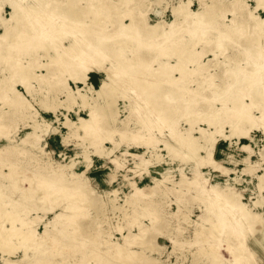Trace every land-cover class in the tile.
I'll return each instance as SVG.
<instances>
[{"label": "rangeland", "instance_id": "obj_1", "mask_svg": "<svg viewBox=\"0 0 264 264\" xmlns=\"http://www.w3.org/2000/svg\"><path fill=\"white\" fill-rule=\"evenodd\" d=\"M177 1L178 0H146L144 7L146 8L145 16L147 21L150 24H153L158 20L164 22L171 21V19H174L171 8ZM183 1H189L188 8L194 12L201 10L202 6L205 7V5L211 4V0ZM221 2L222 3L215 5L217 12L222 10L220 9V5L222 4L223 7L221 8H223V11L225 8H227V10L229 8V0H221ZM243 2L246 5V12H244L242 16H239L241 21L237 24V28L234 27L231 30V27L233 26V24H230L231 18L233 17L231 11L225 10L223 17L221 15L220 18L218 17L223 27V32L219 35L221 38V42L218 45L219 47L217 46L213 49L209 48L212 47L213 42L216 40H213V42L209 44L203 43L204 38L210 37L211 39L215 34L217 35L216 31H208L204 34L205 36L201 37H199V35L195 36L197 41L195 45H192V50L203 51L207 49L202 55L197 56L195 60L204 63V74L212 75L209 79H207V77L202 78V75L197 73H190L185 80L177 81V83L176 81H168L166 77H160L158 79L159 81L155 82H158L160 84L159 86L162 85V88L166 90V93H160V96H151L152 98L155 97L152 99L148 93L150 89L146 90L145 88H140L137 81L138 79L131 81L129 78L138 77L139 79L148 81L147 79L154 80V77L146 72H137L138 70L130 71L127 68L126 74L121 76V81L119 79L117 80V83H114L117 84L114 85L115 89L113 88L115 90L113 91L114 95L112 97L105 95L101 96L97 95L93 89H89L88 85L97 88L102 79H107L106 70L110 69V64L105 60L102 64L101 70L98 71L92 69L88 71L87 85L80 82H74L71 78L67 81L68 86L74 91V94H76L77 89H79L80 92L86 95V99L89 101L87 104L82 103L78 96L73 97L70 101L66 100L65 91L56 90V85L53 83L54 81H52V77V80L46 79V82L45 80L37 81L35 77L30 78L29 81H27V83H29L28 85H30L29 89L25 88L21 81L18 82L17 80L12 82L13 87L25 96L29 102V106H31L29 109L30 111L28 110L26 112L27 116L24 112L22 113L20 110L16 109L10 120H7V113L5 111H8V109L13 107L8 108V105L4 104L3 101L6 96H12V91L8 88L4 90L6 93L0 96V148H2L0 150V156H4L0 157L3 158V161H0V191L7 195L4 197V200L9 201L5 207L12 208L15 212L17 211L16 207L19 208V210L23 209L22 213H26V218H31L29 226L31 230L35 232V235L43 234L46 231L47 233L51 232V240H48L45 243V246H47V248L49 246V250H51L50 255L53 257L52 261L54 264H143L140 258H144L146 255L155 258V260H157L156 264L157 262L158 264H211L212 262L213 264H219V259L220 264H243L242 261L247 262L246 264H264V249L259 243H257V238H259L261 233L260 231L264 229V159L261 155L264 151V121L262 122V120H264V117H262L264 115V107L262 106L264 105V102H262L264 99L258 100L256 105L251 108L249 115L252 122L246 120L244 121V124H241L242 129H247V132L244 134L238 131L232 133L230 130L232 126L227 121H225L222 126H219L217 123L216 125L208 124L203 120V117H201L204 114L205 106H207V104L212 103L213 108L220 107L221 105L219 100H214L216 95L212 92V83L222 86L223 83L226 84L231 82L229 81V76L232 75V77H239L241 74V68L246 65L247 57L252 56V53L256 52H252L249 49L255 42L262 43L258 50H264V23L258 25L254 19L249 18L247 15V11L253 10V14L257 17H264V7L260 6L255 8L256 0H243ZM125 5L126 4L121 5L119 9L125 7ZM216 6L218 7L216 8ZM10 11L11 8L8 3L0 0V18H9ZM223 11H221V13ZM90 16L91 15L89 14L87 18ZM248 20L250 22H248ZM95 21L88 22L89 26L91 25L95 27L100 24L110 23L108 17H101V15ZM3 29V24L0 20V34L3 32ZM73 29H76L74 23L67 25L65 34H62L61 37H59V34L56 36V39H59L58 42H67L71 37L69 30ZM188 36L189 33L184 29L178 32V38H181L182 42L191 39V36L190 38ZM221 43H224V45ZM128 50L127 47H124L123 49L126 53ZM161 50L158 51V49H156L152 54L148 53V55L150 54V58L148 59L150 61L149 65H152V68L156 67L155 72H157V74L159 73V68L157 67L160 61L168 58L171 60V63H174L176 59L174 54L166 57L167 50ZM48 51L50 52H47L46 54L53 53V50ZM42 52L43 42H39L37 46V44L27 43L26 41L14 54L17 55L23 63L27 59H30V63L34 64V71L36 73H41L44 71V68L41 66L38 67L37 65L47 60V57H44ZM156 54L159 55L157 59L156 57H154V59L153 57L151 58V56ZM215 54L217 56H215ZM0 55H3L1 54V50ZM6 56L11 57L12 55L6 54ZM225 58L227 59L225 60ZM5 63L6 62L0 60V77L8 73L7 64ZM193 66V62H186V69H190ZM104 67L108 69H104ZM60 70L61 69L56 70V75L59 73H67ZM173 72L171 76L176 77L179 75V72ZM123 76H125L124 79L122 78ZM232 77H230V79ZM49 81L52 82L50 83ZM7 82L4 83L7 84V86H10V81ZM199 84H201L200 87H197ZM239 84L240 83L238 82L236 85L232 81V84L228 86L235 91ZM7 86L4 85L3 87ZM227 92L229 91H226L225 93L227 94ZM111 98H113V100ZM190 98L198 104L197 116H191L188 113V110H186V107H184L183 110L179 109V104L185 105L184 101H187ZM103 99L113 101L112 108L114 111H110L108 106L100 111L101 116L100 113L98 115L97 111V120L100 122L105 120L106 122L103 123L104 126L101 125L103 128H98L96 134H91V136L93 135L92 137L90 134L89 136L86 135L80 128H74L73 125L68 127L63 123L67 117L78 124L77 120L79 117H89L90 109L93 105L95 103H105ZM139 99L141 102L138 101ZM145 100H147V102ZM136 101L140 102L139 104L142 109L140 107L137 108V105H134L136 108L133 106V104H136ZM246 101L249 102V98H247ZM44 102L47 104L46 106L53 105L54 103H57L58 105L56 108L50 109L44 106ZM165 102L173 104V108L167 112L168 114H166L165 111L163 113L158 112L159 110L154 108L157 107L158 104ZM150 103H154L153 107ZM145 104L148 105V108L145 107ZM259 105L263 108L262 110L259 109ZM149 106H151V108ZM143 108H147L148 110L145 111ZM150 109L151 111L152 109L153 111L155 110L154 112L152 111L154 115L152 112H149ZM131 110H133V112ZM104 114L109 116H104V119L101 120ZM164 114L166 116L165 118H162L164 117ZM144 118L146 120H144ZM156 118H159L160 121ZM35 120L39 124V128L42 124H45V122L51 125L48 127H51L52 130L45 131V133L42 134V138L38 141V145H40L43 150L34 148L28 143L24 145L21 142L23 136L32 131ZM161 121L162 124H160ZM41 127L45 128V126ZM121 129H124L125 132L120 133L119 130ZM200 129H204L206 132L211 131V129L212 131L216 130L214 135V145H212L210 155L206 154L207 152L202 147L197 148L198 144H202ZM106 134L111 135L108 138L102 139L101 137ZM190 135L196 140L190 142V145L192 144L191 146L189 145L188 140H184L188 139L187 136L190 138ZM94 139H96V141ZM180 140L184 141L181 143ZM17 143L19 145H17ZM172 144H175L173 148ZM8 146H12V148H7ZM174 147L177 149L175 150ZM4 148L6 150H4ZM98 148H100L101 152L97 150ZM133 154H138L140 157H134ZM137 158H140L139 161ZM246 158L248 159L245 160ZM55 166L58 169H56ZM63 168L65 169L63 170ZM52 169L57 171L55 175ZM246 169L249 170L247 171ZM13 170L15 171L14 173ZM224 170H228L227 173ZM81 171H84L83 175L81 174ZM14 174L16 175L13 177ZM74 174L76 176L80 175L79 178L82 177L81 179H83L86 184L88 183V190L73 191V188L65 186V190L58 191V187L56 186L58 184H68L69 182L67 181L72 180L74 178L73 176H75ZM53 175L54 178L52 177ZM84 175L85 177H83ZM29 176H31V178ZM179 176L181 178H179ZM156 179L160 181V185L158 183H156L157 185L154 184ZM192 179L194 181L197 179V182H194ZM39 180L42 181V183H48L46 187L52 191L49 195L50 197L42 196L45 190L42 191L44 187ZM49 180L51 181L49 182ZM178 183L180 185H178ZM201 183L202 186L205 187L207 194L209 190L208 195L206 192H198ZM259 183L261 184L259 185ZM162 185L166 187L163 188ZM147 186H158V188L156 187L154 189V187H148V189L146 188ZM168 186L170 187L168 188ZM136 187L145 188L142 190L146 191L142 192L143 195L139 197L135 196ZM210 187H215L220 190L222 189L220 191L223 193V196H220L222 200L226 196L230 197L231 194L232 196H238L241 204L243 202V209L246 210L247 216L255 213V215L261 218L259 221L260 225L258 223L255 226L256 228L249 227L245 221L246 216L243 214L240 215L241 213H238V210L231 211L230 213L233 212V214L229 213L227 217L231 215L229 217V222L232 223L231 221H233V229L228 228L224 234L223 232H215L216 234H213V236L211 235L212 233L210 234L207 232L208 229H205L203 230V233L201 232L195 236L196 229H200L201 226L208 227L210 225L209 222H212V219L213 222L218 220L217 215H219L218 211L220 209H225L224 207L229 208L227 205L224 206L220 201H218L220 204L211 201L210 195L212 192ZM61 192H63V194ZM81 193L85 194V196L83 197ZM58 195H61L62 197ZM75 195L79 199L81 198V200H77ZM128 195L135 199L132 198L129 200L130 197H127ZM40 196H42V202L38 198ZM71 197L73 198L72 200ZM127 198L130 202H128ZM69 199L71 200L70 202L72 205L75 206L66 209L67 211H63V206H65L66 203H69ZM112 200H114V202ZM132 200L135 203H133ZM210 201L211 203H208ZM53 205L54 207L52 208ZM114 205L116 207H114ZM120 206L122 207L120 208ZM207 206L209 208L212 207L211 209L213 211L209 208L207 209ZM114 208L116 209L114 210ZM61 210L64 215L62 216L63 219H61V217L59 218L60 220L57 219V225L59 226L55 225L54 228V224L49 222V220L53 218L55 212ZM235 212H237V215ZM124 216L126 218H124ZM133 219H135V221ZM131 220L133 221L131 222ZM6 223L8 224V222ZM115 224H117V226ZM140 228L145 234V238L143 237L145 243H141V246L139 243L134 245L133 243H131V245L123 243L126 242L124 241V235L131 238V234H135V232L139 233ZM249 228L252 229L250 230ZM120 229L122 231H119ZM205 231L210 235V238ZM234 232L237 233V236H235ZM105 239H108L111 243L109 242L108 244L104 242ZM11 240L14 243L17 242L15 238ZM114 242L121 245L124 244V247L128 249H135L138 253L133 255L128 254L129 256L127 254L115 255L111 253L115 248L113 244ZM202 247L206 250H203ZM109 248L111 250H109ZM207 250L213 251L214 254L218 256V260H215L216 256L213 259L214 261L211 257L209 258L206 253L203 252ZM2 252L3 251L0 249V263H3L2 260L7 257L6 253ZM194 256H196V258ZM10 257L17 259L21 256L19 253L18 256L12 255ZM192 258H194L193 263ZM235 258L237 262L235 261ZM132 261L136 263H131ZM19 264L27 263L20 262Z\"/></svg>", "mask_w": 264, "mask_h": 264}, {"label": "bare ground", "instance_id": "obj_2", "mask_svg": "<svg viewBox=\"0 0 264 264\" xmlns=\"http://www.w3.org/2000/svg\"><path fill=\"white\" fill-rule=\"evenodd\" d=\"M3 1L8 3L9 7L11 8L9 18H7V19H1L0 18V20L3 24V28H4L3 32L0 34V39H1L0 50H1V54H3L2 56L0 55V60L2 62H6L5 64H7V69H8V73L5 75H2L0 77V96L4 95V93H6V91H4V90H6V88L10 89L12 91V96H10V97H9V95L6 97L4 96L5 98L3 97L4 98L3 103L8 105V108H11V107L14 108V109L11 108V109H8V111L7 110L5 111L7 113V115H6L7 120H10L13 112H15L16 109L20 110L22 113L24 112L26 115V112L30 109V106H31V105L29 106V102L25 98V96L20 91H18L15 87H13L12 82L17 81V80H18V82L21 81L24 84L25 88L29 89L30 85H28L29 83H27V81H29L30 78L35 77L37 79V81L45 80V82H46V79H51V77H52L53 80L52 79L51 80L54 81L53 83H55V85H56V90H59V91L64 90L65 91L66 100L70 101V99H72L73 97L78 96L79 99H81L82 103L87 104V102H89V101L86 99V95L84 93L80 92L79 89H77L76 94H74V91L70 88V86H68L67 81H68V79L71 78L74 82H80V83L87 85L88 71H90L92 69L98 70V71L101 70L102 64L105 60H107L109 62L108 64H110V69H109L110 71L106 70L107 79H102L97 88L93 87L92 85H88L89 89H93L97 95H101V96L105 95V96L112 97L114 95L113 94L114 93L113 91H115L114 85H117L114 83H117L118 82L117 80H119V79L121 81V76L126 74L127 68L130 71H137L138 70L137 72H143V73L146 72V73H148L154 77L153 78L154 80L147 79L149 82L144 81L142 79H139L138 77H136V78L130 77L129 78L131 81L132 80L135 81L138 79L137 81H138V85L140 88L142 87V88H145L146 90L150 89L148 91V93L150 94L149 95L150 97L151 96H157V95L160 96V93H166V90L164 88H162L163 86L162 85L159 86L160 84L158 82L157 83L155 82V81H159L158 79L160 77H162V78L166 77L168 79V81H176V83H177V81H182L183 79L185 80L186 77L190 75V73H197L199 75H202V78L207 77V79H209V78H211L210 76H212V75L204 74V70H205L204 63L195 60V58L197 56L202 55L207 49L203 50V51H195L194 49L192 50V45H195V43L197 41L195 39V36H198V35H199V37L205 36L204 35L205 33L213 30V31H216L217 35L215 34L213 36V38H211V39H210V37L204 38L203 43L209 44V43L213 42V40L214 41L216 40L215 42H213L212 47H209V48L213 49L214 47H217L221 42V40H220L221 38L219 35L223 32L222 31L223 27H222L221 22L219 21L218 17L219 18L221 16L223 17V15H224L223 13L225 12V10H227V8H225V10L223 11V8H221V7H223L222 6L223 4H222V5H220L221 7L220 6L219 7H220V9H222L221 11H223V12L221 13V11L220 12L216 11L217 9H215V5L222 3L221 0H211L210 5L207 4V5H205V7L202 6L201 10H198L195 12L188 8L189 1L185 2L183 0H178L176 3H174L172 5V8H171L174 19H171V21H169V22H164V21L158 20L155 23L150 24L147 21V18L145 16L146 8L144 6H145L146 0H3ZM123 4H126L125 7L119 9V7ZM225 6H227V5H225ZM228 6H229V8L227 11H231L232 12L231 14L233 16L231 18V23H230V24H233V26L232 27L229 26V27H231V30H232V28H234V27L237 28V24L241 21V19H239V16H242L243 13L246 12L245 11L246 5L244 4L243 0H229ZM260 6L264 7V0H256L255 8H258ZM217 7L218 6H216V8ZM253 8H254V6H253ZM252 11L251 10L247 11V15L249 16V18L254 19L258 25L263 24L264 23V17H257L256 15L253 14ZM89 14L91 16L89 18H87V16ZM100 15H101V17L102 16L108 17V21L110 23L99 25V23H100L99 22L98 23L99 26H95V27L91 26V25L89 26L88 22H91V21L94 22L95 20L98 19V17ZM249 20H248V22H250ZM73 23L76 25V29L75 30L74 29L69 30L71 33V37L69 38V40H67V42H65V43H59L58 42L59 39L57 40L56 36L59 34V37H61L62 34H65V30H66L67 25H71ZM243 23H245V22H243ZM94 25H95V23H94ZM240 26H242V25H240ZM182 29H184L185 31H187L189 33L188 37L190 38V36H191V39H187L186 41L182 42L181 41L182 39L178 38V32ZM26 41H27V43L29 42L31 44H37V46H38L39 42H41V43L43 42V52H42L43 54L42 55L44 57L46 56L47 60L42 62V63L39 62L40 64L37 65L38 67L41 66L44 68V71H42L41 73H36L34 71V68H33L34 64L30 63L31 62L30 59H27L23 63V62H21V59L17 55L14 54L17 51V49H19V47L22 44H24ZM221 44L224 45V43H221ZM261 44L259 42H255L252 46H250L249 49L252 52L253 51H256V52L252 53V56L247 57L246 65L241 68V71H240L241 74L239 77H237V76L232 77V75L230 74L231 76H229V81H231V82L230 83L228 82L226 84L223 83L222 86H219V84L212 83V92H213V94L216 95L214 100L215 101L219 100L221 105H220V107L213 108L212 107L213 104L209 103V104H207V106H205L204 114L201 117H203V120H205L208 124H213V125L215 124L216 125V123H217V124H219V126H222L223 123L225 121H227L232 126V128L230 129L232 133L238 131V132H241L242 134H244L247 132L246 128H245V130L242 129L241 124H244V121H246V120L249 122L250 121L252 122V119L249 115L251 108H253V106L256 105V102L258 100L264 99V50L263 51L258 50V48L261 46ZM190 46H191V48H190ZM225 46H226V44H225ZM124 47H127L129 49L127 53L123 51ZM156 49H158V51H160L161 49H166L167 50L166 51L167 52L166 57H169V56H171V54L172 55L174 54L175 58H176L174 63H171V60L168 58H166V60L160 61L158 63V67H157V68H159L158 74H157V72H155L156 67L152 68L151 67L152 65H149L150 61L148 60L150 58V56H149L150 54L148 55V53L152 54L154 51H156ZM48 50H53V53L52 54L51 53L46 54L47 52H50ZM248 50H246V51H248ZM198 53H199V55H198ZM6 54H10L12 56L7 57ZM216 54H215V56H217ZM152 57H153V59H154V57H156V59H157L159 57V55L156 54V55L151 56V58ZM226 59L227 58H225V60ZM194 60H195V62H194ZM189 61L193 62L194 66L190 69H186L187 68V67H185L186 62H189ZM229 63H231V62H229ZM225 66H227V65H225ZM58 69H61L63 72L65 71L67 73L66 74L59 73L58 75H56V70H58ZM104 69H108V68L104 67ZM173 71L179 72L178 73L179 75L176 77L171 76ZM227 71H229V70H227ZM235 71H232V72H235ZM225 73H229V72H225ZM233 75H235V74H233ZM124 77L125 76H123L122 78L124 79ZM230 77H232V78L230 79ZM127 79H128V77H127ZM125 80H126V78H125ZM7 81H10L9 82L10 86H7V84L4 83ZM52 81H49V82L51 83ZM127 81H129V80H127ZM232 81L236 85L238 84V82L240 83L238 85V87L235 89V91L233 89H230V87L228 86V85L232 84ZM53 83H52V86H53ZM119 84H120V82H119ZM4 85H6L7 87H3ZM129 85H130V83H129ZM200 85L201 84L197 85V87H200ZM226 91H229V92H227V94H226L225 93ZM138 96H136V97H138ZM103 98H105V97H103ZM106 98H108V97H106ZM153 98H155V97H153ZM247 98H249V102L246 101ZM111 99L113 100V98H111ZM104 101H105V103H103V104L95 103L93 105V107L90 109L89 117H87V118L79 117V119L77 120L78 124H76V122H74V121H71L67 117L63 123L68 127H71L73 125L74 128L82 129V131H84V133L88 136H89V134H90V136H91V134H96V131L98 130V128L102 127L101 125H103V123L106 122L105 120L102 122L97 120V115H96L97 111H98V115H99L100 111L104 110V108L106 106L109 107L110 111H114L112 108V102L113 101H111L109 99H106ZM138 101H140V99ZM138 101H136V104H133V106L137 105L136 107L139 108L140 107L139 103L141 101L140 102H138ZM142 101H143V99H142ZM145 101L147 102V100H145ZM153 101H155V100H153ZM158 102H159V100H158ZM184 102H185V105L179 104V109L183 110L184 107H186V110H188V113L191 116H197V114H198L197 113V107H198L197 105L198 104H196L194 101H192L191 98L187 101H184ZM262 102H264V101H262ZM133 103H135V102H133ZM48 104H50V103H48ZM153 104L154 103L151 104L152 107H153ZM46 105L47 104L45 103L44 104L45 107L50 108V109H54L57 107L58 104L54 103L53 105H48V106H46ZM113 106H114V104H113ZM147 106L148 105L145 104V107H147ZM262 106L264 107V105H262ZM143 107H144V105H143ZM149 107L151 108V106H149ZM147 108L146 109L143 108V109L145 111H147L148 110ZM154 108L159 110L158 112L163 113L165 111V113L168 114L167 112H169V110H171L173 108V104H171L170 102H165L162 104H158L157 107H154ZM259 109L262 110L263 108L260 106ZM131 111L133 112V110H131ZM152 111H153V109H152ZM152 111H151V109L149 110V112H152ZM115 112H117V111H115ZM153 115H154V113H153ZM100 116H101V113H100ZM104 116H109V115L104 114L102 116V119H101V117H100V119L103 120ZM163 116L164 117H162V116L161 117L165 118L166 115L164 114ZM262 117H264V115ZM111 118H113V117H111ZM156 119H159V118H156ZM144 120H146V119L144 118ZM159 121H160V119H159ZM263 121L264 120H262V122ZM160 124H162V121ZM41 126H45V128H42ZM41 126L39 128V124L35 120L33 123L32 131L26 133L23 136V138L21 139L22 144L25 145L26 143H28V144H31V146L34 148L43 150V148H41V146L38 145V141H39V139L42 138V134L45 133V131H51L52 129H51V127L50 128L48 127L51 125L47 122H45V124H42ZM220 128H218V129H220ZM119 131H120V133L125 132L124 129H121ZM215 133H216V130L212 131V129H211V131L206 132L204 129H200L202 144L201 145L198 144L197 148L202 147L207 152L206 154L210 155L212 145H214L213 143H214ZM218 133H220V132H218ZM110 135L111 134H106V135H104L102 137L100 136V137L102 139H105V138L110 137ZM84 137H85V135H84ZM187 138L188 139H184V140L185 141L188 140L189 145H190V142H193L195 140V138L191 137V135H190V138L188 136H187ZM94 140L96 141V139H94ZM184 140H182V141H184ZM182 141L180 140L181 143H182ZM195 143H197V142H195ZM17 145H19V144L17 143ZM174 145L172 144V148ZM12 146H8L7 148H9V147L12 148ZM170 146H171V144H170ZM195 148H196V146H195ZM1 149L2 148H0V150ZM90 149H91V147H90ZM174 149L176 150L177 148L174 147ZM4 150H6V149L4 148ZM97 150H99L101 152L100 148H98ZM39 154H40V152H39ZM190 154H191V152H190ZM133 155H134V157L135 156L140 157V155H138V154H133ZM261 155L264 159V151L261 153ZM2 156H0V157H2ZM188 157H189V153H188ZM2 159L3 158H0V161H3ZM137 159L139 161L140 158H137ZM155 159H157V158H155ZM247 159L248 158H246L245 160H247ZM59 168H60V166H59ZM248 168H249V166H248ZM54 169H52V170H53V173L55 175L57 173V171ZM56 169H58V168L56 167ZM64 169L65 168H63V170ZM14 170H13V173L15 172ZM195 171H197V170H195ZM227 171H225V172L227 173ZM83 172L81 173L82 175H83ZM8 173H11V172H8ZM195 174H197V173H195ZM15 175L16 174H14L13 177ZM54 175L52 176L53 178H54ZM193 175H194V173H193ZM198 176H196V177H198ZM29 177L31 178V176H29ZM73 177H72L73 178L72 180L67 181V182H69L68 184L67 183L62 184V185L58 184L56 186V187H58L57 188L58 191L59 190H65L66 189L65 186L73 188V191H84L85 189H87L88 183L86 184L84 182V180L81 179L82 177L79 178L80 175L79 176L75 175ZM83 177H85V175ZM192 177H194V176H192ZM260 177L263 178L262 176H260ZM165 178H166V176H165ZM165 178H163V179H165ZM179 178H181V177L179 176ZM191 178H190V180H191ZM185 179H186V177H185ZM188 179H189V177H188ZM157 180L158 179L155 180L156 182L154 184L160 183V181L159 180L157 181ZM196 180L197 179H195V181L194 180L193 181L197 182ZM201 180H203V179H201ZM33 181H34V179H33ZM33 181H31V182H33ZM47 181H48V179H47ZM50 181L51 180H49V182ZM167 181H168V179H167ZM186 181H188V180H186ZM39 182L44 187V189L42 187H40L43 189L42 191L45 190V192L42 196L43 197L49 196L50 193H52V191L46 187L48 183L47 184L42 183V181H40V180H39ZM171 183H172V181H171ZM173 183H175V182H173ZM132 184H133V182H132ZM198 184H199V182H198ZM260 184L261 183H259V185ZM178 185H180V184L178 183ZM181 185H182V183H181ZM192 185H194V184H192ZM196 185H197V183H196ZM196 185H195V187H196ZM148 187L149 186H147L146 188H148ZM152 187H154V189L156 187L158 188V186H156V187L150 186L149 188H152ZM164 187H166V186H163V188ZM169 187L170 186H168V188ZM215 187H213V188L210 187L211 189L208 188L212 192L211 193L212 196L210 195L211 201H215V202L220 201L223 203L224 206L227 205L229 208L224 207L225 209H220L218 211L219 215H217L218 220L216 222H213V219H212V222L211 221L209 222L210 225L208 227H204V226L199 225L201 227H200V229L195 230V236H197L201 232L203 233V230H205V229H208L207 232L210 234L212 233L211 234L212 236H213V234H216L218 232H223V234H224L228 228L233 229L234 228V226L232 224L233 221H231L232 223L229 222L230 221L229 217L231 215L229 217H227L231 211H237L238 210V213L239 212L241 213L240 215L243 214L244 216H246L245 221L249 227H255L258 223L260 225L259 221L261 218L259 216L255 215V213L249 214L247 216L246 210L243 209V205H242L243 202L241 204V202L238 199L239 198L238 196H236V195L232 196V194H231L230 197L226 196L222 200V198L220 197V196H223L222 195L223 193L220 192L222 189L220 190V189L215 188ZM135 189H136L135 196H138V197L143 195L142 192L146 191V190H144V191L142 190L145 188H140V187H136ZM165 191H167V190H165ZM198 192H200V193L206 192V194H207V191H206L205 187L202 186V183H201V186L198 188ZM227 192H225V193H227ZM61 193L63 194V192H61ZM74 194H76V193H74ZM208 194H209V190H208ZM33 195H34V193H33ZM82 195H83V197L85 196V194H82ZM129 195L127 197H130ZM202 195H204V194H202ZM5 196H7V195L4 194L2 191H0V249L3 251L2 253H6V256H7V257L5 256L6 258L3 257L4 259L2 258L3 263H0V264H19L20 262H26L27 264H52V263L54 264V262L52 261L53 257L50 255L51 250H49V246H48V248H47V246H45L46 245L45 243L48 240H51V235H50L51 232L47 233V231H46L43 234L35 235V232L32 231L30 226H29L31 223V218H29V219L26 218V213H22L23 209L19 210V208L16 207L17 211L15 212V211H13L14 209L12 210V208L10 209V208L5 207V205H7L9 203V201L4 200ZM42 196L38 197L39 200H41V202H42ZM58 196H61V195H58ZM67 196H69V195H67ZM88 196H89V194H88ZM31 197H33V196H31ZM132 198H134V197H132ZM132 198L130 197L129 200H131ZM72 199L73 198L71 197V200ZM76 199L78 200L79 198L77 197ZM259 199H261V198H259ZM35 200H36V198H35ZM71 200L69 199V203H66L65 206H63V211H67L66 209H70V208H73L75 206V205L74 206L72 205V203L70 202ZM80 200H81V198L79 199V201ZM127 200H128V198H127ZM129 200H128V202H130ZM112 201L114 202V200H112ZM112 201H111V204H112ZM211 201L208 203H211ZM83 202H84V200H83ZM73 203H74V201H73ZM125 203H126V201H125ZM133 203H135V202L133 201ZM81 205H82V203H81ZM213 205H211V206L214 207ZM215 205H217V204H215ZM79 206H80V204H79ZM122 206H120V208ZM53 207H54V205L52 206V208ZM114 207H116V206L114 205ZM212 207L209 208L207 206V209L209 208L210 210H212L211 209ZM27 208H29V207H27ZM217 208H216V210H217ZM219 208H220V206H219ZM115 209L116 208H114V210ZM207 211H209V210H207ZM128 212H127V214H128ZM216 213H217V211H216ZM235 213L237 215V212H235ZM230 214H233V212ZM65 215H67V214H65ZM62 216H64L62 213V210L57 211L54 213L53 218L51 220H49V222L54 224V226H53L54 228H55V225L59 226V225H57V223H58V220H60L59 219L60 217H61V219H63ZM129 216H130V214H129ZM212 216H213V214H212ZM124 218H126V217L124 216ZM236 218H237V216H236ZM74 219H76V218H74ZM133 220L135 221V219H133ZM133 220H131V222ZM70 221H71V219H70ZM151 221H152V219H151ZM6 222H8V224ZM234 222H235V220H234ZM240 222H241V220H240ZM72 223H73V221H72ZM200 224H201V222H200ZM71 225H73V224H71ZM115 225L117 226V224H115ZM116 226H113V227H116ZM119 226H120V224H119ZM249 229L251 230L252 228H249ZM144 230H146V229H144ZM119 231H122V230L120 229ZM207 232L205 231V233H207ZM260 232H261L260 236H259V238H257V243H259L264 249V229L261 230ZM150 233H151V231H150ZM124 234H127V233H124ZM131 235H132L131 238L130 237L128 238L127 235H124L125 236L124 241H126V242H123V243L130 244V245H131V243H133V245L137 244V243H139V245L143 242L145 243V241H144L145 234L141 228L139 230V233L135 232V234H131ZM217 235H219V234H217ZM208 236L210 238L209 234H208ZM235 236H237V233H235ZM13 237L16 239V241H17L16 243H14L11 240V239H14ZM213 239H214V237H213ZM104 242H106L108 244H109V242L111 243V241H109L108 239L107 240L105 239ZM113 244H114L115 248L113 247L114 250L112 248L113 251L112 252L110 251V252L115 254V255H118V254H127V255L132 254L133 255L135 253H138V252H136L135 249H132V248L128 249V248L124 247V244L121 245V244H118L116 242H114ZM103 245H105V244H103ZM202 249L206 250L203 247H202ZM109 250H111V249L109 248ZM200 250H201V248H200ZM207 251H209V250H207ZM207 251H203V252H205L206 255L209 258L211 257L213 260L214 257L216 256V254H214V252L211 250L209 252H207ZM239 251H240V249H239ZM19 253L21 256L20 258L13 259L10 257L12 255L18 256ZM206 255L204 254V256L207 258ZM194 257L196 258V256H194ZM140 259L142 260L141 262L143 264H156V261H157V260H155V258L148 257L147 255L144 258L141 257ZM192 259H193L192 260V263H193L194 258H192ZM196 260H198V259H196ZM215 260H218V256L215 257ZM218 261L220 264V259ZM235 261H236V258H235ZM210 262H211V259H210ZM131 263H136V262L132 261ZM242 263L246 264L247 262L242 261ZM157 264H158V262H157ZM211 264H213V262Z\"/></svg>", "mask_w": 264, "mask_h": 264}]
</instances>
